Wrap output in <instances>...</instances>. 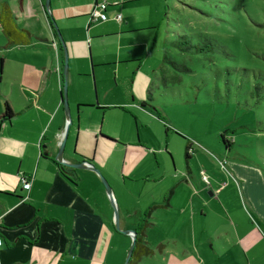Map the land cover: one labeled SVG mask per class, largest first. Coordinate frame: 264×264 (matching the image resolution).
<instances>
[{
	"label": "crops",
	"instance_id": "0c3cea01",
	"mask_svg": "<svg viewBox=\"0 0 264 264\" xmlns=\"http://www.w3.org/2000/svg\"><path fill=\"white\" fill-rule=\"evenodd\" d=\"M12 1L5 4L14 17L18 16L17 25L33 35L32 44L23 47L47 49L45 54L34 56L33 64L22 66L17 89L14 86L0 91V264H108L111 243L123 234L115 229L114 211L106 190L95 172L73 170L55 159L68 120L62 101L65 55L53 23L59 26L69 53L68 102L72 124L64 162L87 159L109 180L120 170L111 163L116 151L124 154L125 167L128 149L123 139L102 129L98 115L107 109L101 106L107 105L100 102L101 95L117 89L121 91L119 100L128 99L123 80L140 73L146 59L157 53L168 16L167 0H51L49 12L46 0ZM102 3H108L107 22L89 26L91 12ZM28 9L29 19L25 22L19 15L26 14ZM41 15H45V23ZM6 103L13 113L10 120L2 119ZM134 105L135 96L131 102L118 106ZM169 149L167 143L158 150L163 157L159 169L150 168L145 173L148 182L157 187L151 188L155 197L148 210H138L143 218L135 221L139 223L129 225L136 209H128L115 191L121 192L132 177H126L123 168L124 182L112 184L115 201L125 215L120 218L121 230L136 231L145 219L144 240L153 255L156 249L149 236L150 231L162 228L160 210L167 215L184 212L178 193L185 179L168 165L167 157H174ZM233 169L243 182L256 224L248 223L247 218L248 229L228 231V262L220 263L222 256L217 255V261L211 264H264V175L238 166ZM254 175L256 180L251 179ZM23 179L31 182L29 191L23 188ZM208 189L202 187L203 192ZM210 195L214 193L211 191ZM188 205L193 207L191 195ZM195 216L193 208L192 222ZM231 225L235 226L233 221ZM177 227L176 221L170 230ZM193 239L192 245L181 251L176 246L180 237L170 240L175 244L172 249L162 243L157 251L164 257L180 258L178 264H209L206 261L211 252L206 253L202 242L198 244L195 236Z\"/></svg>",
	"mask_w": 264,
	"mask_h": 264
},
{
	"label": "rangeland",
	"instance_id": "374dc122",
	"mask_svg": "<svg viewBox=\"0 0 264 264\" xmlns=\"http://www.w3.org/2000/svg\"><path fill=\"white\" fill-rule=\"evenodd\" d=\"M9 1L14 2L0 0V12ZM167 5L165 30L154 55L159 58L146 59L140 73L123 80L127 100H119L121 91L117 89L101 95L100 102L107 105L101 108L107 109L98 115L100 125L123 139L128 149L125 167L124 154L116 151L111 163L120 170L110 181L103 176L113 193L112 184L124 182L123 168L126 177H132L121 187L123 195L119 189L115 191L128 209H136L133 222H129L134 225L142 218L139 212L147 211L155 197L151 188L157 185L148 182L145 173L150 168L159 169L163 157L158 150L168 143L174 156L167 157L168 165L185 179L178 193L184 212L167 215L160 210L162 228L150 231L149 236L155 255L144 258L142 264L181 263L180 258L162 256L158 246L167 243L172 249L175 244L170 240L180 237L176 246L181 251L192 245L193 236L198 244L202 242L206 253L211 252L207 263L216 262L217 255L222 256L220 263L228 262V231L248 229L247 218L248 223L256 224L243 182L233 166L264 175V0H167ZM28 11L19 15L25 22ZM39 17L46 22L45 15ZM180 38L195 48L185 53L174 49L172 42ZM45 49L11 46L0 27V91L14 86L17 89L22 66L33 64L34 56L45 54ZM166 56L168 61L164 60ZM133 96L136 105L118 106L131 102ZM159 114L165 121L158 118ZM203 175L207 181L202 180ZM251 179L256 180L255 175ZM203 186L209 189L203 192ZM218 188L221 190L216 193ZM190 195L193 207L188 205ZM107 200L110 203L108 196ZM116 206L122 229L120 218L125 215L118 203ZM193 208L194 222L190 219ZM176 221L178 227L170 230ZM126 236L112 241L108 264L126 263L133 242Z\"/></svg>",
	"mask_w": 264,
	"mask_h": 264
},
{
	"label": "water",
	"instance_id": "95a60500",
	"mask_svg": "<svg viewBox=\"0 0 264 264\" xmlns=\"http://www.w3.org/2000/svg\"><path fill=\"white\" fill-rule=\"evenodd\" d=\"M50 6H51V0H46L45 3V7H46V11L49 12L50 11ZM53 27L57 33L58 39L62 45V49L64 51V55H65V60H64V90H63V95H62V101L64 104V109H65V115L67 118V125H66V129L64 131V134L61 138V141L59 142V144H57L58 147V153L56 155V161H58L60 164H64V166L73 169V170H89L92 172H95L99 179L101 180V182L103 183V185L105 186V190L107 193V196L109 198L110 204L112 206V208H114V213L116 215V226L115 229L127 236H131L132 237V246L129 250L127 259H126V263L125 264H129L132 256H133V252L135 250L136 247V242H137V232L136 231H122L120 229L119 226V210L116 206V201L114 198V193L112 191V188L110 187L108 181L105 179V177L103 176V174L101 173V171L99 169H97L94 164L92 162H90L89 160H84L82 162H76V163H65L64 162V152H65V148H66V143L68 140V136H69V132H70V127L72 124V116H71V109L69 106V102H68V75H69V53L67 50V45L62 37V34L59 31V28L57 26V24L54 22L53 23ZM115 217V216H114Z\"/></svg>",
	"mask_w": 264,
	"mask_h": 264
},
{
	"label": "trees",
	"instance_id": "16d2710c",
	"mask_svg": "<svg viewBox=\"0 0 264 264\" xmlns=\"http://www.w3.org/2000/svg\"><path fill=\"white\" fill-rule=\"evenodd\" d=\"M0 27L7 36L9 41V45L11 46H29L32 44L33 35L26 29L18 27L16 23V19L14 14L12 13L9 5L5 4L2 11L0 12ZM183 40V41H181ZM186 46V49L183 47ZM172 47L177 49L179 52L185 53L187 50L195 48L190 44L188 40L185 38H180L178 42L173 41ZM165 61H168V57L166 56ZM13 117L12 110L8 103L5 104V111L2 115V119L10 120ZM224 137V136H223ZM224 142L227 144V141L224 137ZM144 223L140 226H144V228L140 229V226L136 230L137 232V242L136 247L133 252L132 259L129 264H138L142 258L148 257L154 254V251L147 246V242L144 240L145 232H146V225L145 219Z\"/></svg>",
	"mask_w": 264,
	"mask_h": 264
},
{
	"label": "built area",
	"instance_id": "2783aa9c",
	"mask_svg": "<svg viewBox=\"0 0 264 264\" xmlns=\"http://www.w3.org/2000/svg\"><path fill=\"white\" fill-rule=\"evenodd\" d=\"M108 7V3H102V4H98L96 5V7L94 8V10L91 12L90 16H89V26L96 24V23H105L107 22L108 18L106 15V9ZM118 21L121 20V16H119L117 18ZM56 47V45H55ZM203 180L207 181V177L205 175H203ZM23 188L27 191H29L32 187L31 182L28 179H23ZM2 245V239H0V246Z\"/></svg>",
	"mask_w": 264,
	"mask_h": 264
}]
</instances>
